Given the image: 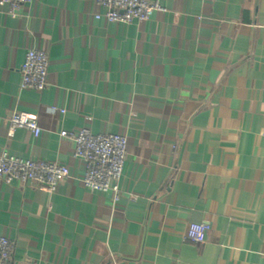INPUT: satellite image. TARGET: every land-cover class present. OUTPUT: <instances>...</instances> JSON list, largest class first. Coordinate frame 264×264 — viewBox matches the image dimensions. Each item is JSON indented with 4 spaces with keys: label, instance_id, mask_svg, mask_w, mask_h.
Listing matches in <instances>:
<instances>
[{
    "label": "crops",
    "instance_id": "obj_1",
    "mask_svg": "<svg viewBox=\"0 0 264 264\" xmlns=\"http://www.w3.org/2000/svg\"><path fill=\"white\" fill-rule=\"evenodd\" d=\"M161 2L128 25L95 0L0 6V152L70 170L53 193L0 179L10 264H264V0ZM30 49L49 55L42 91L20 88ZM16 111L38 137L8 135ZM84 128L128 139L115 206L60 136ZM190 223L211 226L205 242Z\"/></svg>",
    "mask_w": 264,
    "mask_h": 264
},
{
    "label": "built area",
    "instance_id": "obj_2",
    "mask_svg": "<svg viewBox=\"0 0 264 264\" xmlns=\"http://www.w3.org/2000/svg\"><path fill=\"white\" fill-rule=\"evenodd\" d=\"M32 0H0V6L7 8V13L16 18L22 9ZM103 9L97 14L98 20L106 18L110 23L132 24L134 21H147L157 12H166L161 0H95ZM49 55L41 49L27 51L21 65V89L44 90L48 86ZM50 112L65 113V110L50 107ZM26 128L35 137L42 131L38 116L33 113L16 111L9 119L8 135L13 137L16 129ZM60 136L73 143L74 156L84 162V185L92 191L111 193L115 206L121 197L120 179L123 175L127 157L128 139L118 134H98L89 128L78 132L63 130ZM70 176L68 166L37 159H23L10 154L7 150L0 152V179L5 182L29 183L42 187L50 193ZM211 226L207 223H190L185 239L196 243L206 241ZM14 253V244L6 236L0 235V264H10Z\"/></svg>",
    "mask_w": 264,
    "mask_h": 264
}]
</instances>
